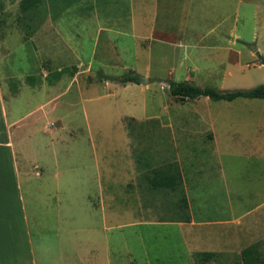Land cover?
I'll return each instance as SVG.
<instances>
[{"label": "rangeland", "instance_id": "1", "mask_svg": "<svg viewBox=\"0 0 264 264\" xmlns=\"http://www.w3.org/2000/svg\"><path fill=\"white\" fill-rule=\"evenodd\" d=\"M203 1L198 0L197 3L200 5ZM180 2L182 0H171V3H168L171 14L182 8ZM223 2L205 0L202 3L203 6L210 5V9L216 11L215 18L218 21L207 22L205 29L202 24L196 33L200 30L207 33L221 32L224 35L222 38L215 36L208 42V53L201 54L196 46L188 47L189 51L185 53L184 47L175 43L177 40L182 41L184 36L180 33L173 38L163 37L161 44L154 42L152 49L160 52L162 57L168 58V67H154L147 83L137 82L136 86L123 90V94L110 93L119 103L113 110L108 107L107 99L96 98L89 91L83 94V98L74 94L58 98L61 96V86H57L54 91L58 99L49 107L51 116L54 119L66 116L63 126L77 125L83 129L77 134H72L71 139L68 134H62L64 138L56 144L60 156H63L65 150L64 159L72 167L73 173H79L85 168L93 170L95 161H98L100 156L112 159L114 143L106 138L117 134H110L108 131H115L120 126L128 127V136L131 139L130 160H124L119 168L120 174L136 178L138 193L132 190L125 192L126 195L118 199L119 209L112 208L110 198L105 197L103 213L95 207L82 213H72L71 218L73 223H95L99 232L106 235L113 252H118L119 264L126 261L128 250L135 256V264H190L185 243L179 241L181 235L177 227L140 223L180 218L179 190L145 191L144 176L168 163H176L182 172L184 183L188 186L186 198L190 215L196 220H213L223 201L211 182L220 175V166L215 154V137L223 151L225 145L229 144L232 148H238L248 136L241 130L243 127L249 122H261L264 126V100L241 99L229 103L211 102L205 97H199L180 102L171 99L167 94L168 81L182 82L185 78L200 88L218 90L249 89L264 83V54L259 55L250 49V45H253L264 50V37H254L258 26L254 10L259 1L227 0L225 7ZM18 3L19 0H0V58H5L10 75L23 81L26 76H32L36 86L44 75L59 68L69 69L70 66L78 65L75 67L80 73L74 81V87L89 88L93 83H97V71L87 72V64L81 65V48L79 45H73L80 39V30H99V47L106 36L105 31L127 32L129 29L125 0L96 5L89 13L85 10L84 3L75 5L64 12V18H70L65 23L61 22L60 26L57 25L58 19L50 21L49 16L44 19L45 5L40 7L32 20L17 22L20 15ZM85 15H97V19H104L90 23L89 29H85L78 20ZM72 19L76 20L75 23ZM25 22L27 23L24 24ZM145 24L147 23H138L136 32L145 30ZM58 30L66 37L65 40H72V47L68 48L71 50H64L59 46L47 48L48 34L57 33ZM122 39L123 37H116V42L112 43L113 47L121 43ZM123 42L126 49H129L128 38H124ZM206 42L205 40L202 43ZM144 46L145 42H142L141 48L144 49ZM193 48H196V52H192ZM110 52L112 54H108L103 60L113 66L110 71L114 72L115 76L128 73L130 65L138 68L139 73H145L141 59L131 58L132 54H122L117 47ZM83 54L85 56L86 53ZM185 58L184 65H179L178 62ZM133 61L137 63L133 64ZM47 94V99L54 95ZM124 99L128 101L124 103ZM109 101H114L113 97H110ZM131 101L133 103L128 105ZM31 102L34 104L35 98L27 97L24 103L29 105ZM121 113L131 114L117 119ZM57 125L58 123L49 122L46 127L52 129ZM95 126L102 129L99 136L92 130ZM38 136L35 134V139ZM92 140L95 141L93 146L89 143ZM220 159L223 160L222 156ZM197 179L205 180L204 184L209 181L210 188L195 190ZM91 200L97 204L101 203V197H93ZM210 227L213 231H218L214 228L216 226ZM133 233L141 240H134ZM253 241L257 242L259 248L258 259L264 264V238L253 237L248 242ZM207 262L200 258L195 264ZM217 264H240V260L239 257H232L226 263Z\"/></svg>", "mask_w": 264, "mask_h": 264}, {"label": "crops", "instance_id": "2", "mask_svg": "<svg viewBox=\"0 0 264 264\" xmlns=\"http://www.w3.org/2000/svg\"><path fill=\"white\" fill-rule=\"evenodd\" d=\"M125 1L129 26L127 32L105 31L104 41L98 47L99 30L82 29L79 42L73 43L81 48L79 53L83 59L80 62L81 65L87 64L86 71H97V83H93L89 88L74 87V81L80 73L76 69L78 65L50 72L44 75L36 86L32 76H26L30 77L26 82V77L23 81L10 75L5 58H0V264H119L118 252H113L106 235L99 232L95 223H73L71 218L72 213H82L95 207L103 213L105 197L110 198L112 208L119 209L118 199L124 197L125 192L132 190L138 193L136 178L120 174L119 168L124 160H130L131 139L128 136V127L120 126L115 131H108L110 134H117L106 138L114 143L112 159L100 156L98 161H95L93 170L85 168L79 173H73L72 167L64 159L65 150L63 156H60L56 144L64 138L62 134L65 136L68 134L71 139L72 134H77L83 129L77 125L63 126L66 116L54 119L49 107L62 96L74 94L83 98L87 91L92 92L96 98L107 99L111 110L115 105L118 107L116 97L110 93L123 94V90L136 86L138 81L118 84L102 80L103 76L123 75L115 76V73L110 71L113 66L103 60L108 54H112L110 51L114 47L120 49L122 54H132L131 58L141 59L145 73H139L138 68L133 65H130L129 71L144 77L147 83L154 67L164 69L168 67L169 62L167 57H162L160 52L152 49L154 42L161 44L163 37L173 38L180 33L184 37L182 41L177 40L175 43L182 45L185 53L189 51L188 47L196 46L200 53L204 54L208 53V42L211 39L215 36L221 38L224 36L221 32H218L219 35L214 31L207 33L198 30V34L196 33L202 24V28L205 29L207 22L217 20L216 11L210 9V5H202L205 0H202L200 5L197 3L198 0H182L180 2L182 8L175 11L174 15L168 8L171 0ZM223 1L225 7L227 0ZM258 1L259 4L254 10L258 25L254 37L257 39L264 37V0ZM108 2L114 0H75L59 14L60 16L55 19L48 18L50 21L58 19L57 25L60 26L61 22L65 23L70 18V16L64 18V12L69 8L84 3V8L89 13L96 5ZM103 19L104 17L97 19V15H85L78 20L85 29H89L90 23ZM75 21L72 19V22ZM138 23H147L141 33L136 32ZM56 32L48 34L47 48L52 49L56 46L64 50L71 48L72 40H65L66 37L60 30ZM116 37L128 38L129 49H126L123 39L113 47L112 43L116 42L114 41ZM205 40L207 42L203 44ZM142 42H145L144 49L141 48ZM254 48L257 54H264V50L258 46ZM192 52H196V48H193ZM83 53H86L85 56ZM185 61L186 58L178 64L184 65ZM136 63L133 61V64ZM183 81H187V78ZM57 86L62 88L59 93L61 96L58 98L54 92ZM47 93L54 95L48 100L45 98ZM27 97L35 98V103L25 105ZM110 97H113L114 101L110 102ZM127 101L124 99V103ZM130 103L133 101L128 105ZM72 105L71 103V107ZM132 111L134 112L135 108ZM130 114H118L117 119ZM68 121L70 123V120ZM49 122L58 125L51 129L46 127ZM260 123L249 122L241 129L248 136L238 148H232L229 144L225 145L223 151L215 137V154L220 166V175L211 182L223 200L222 206L216 210L215 219L196 220L190 215L186 198L188 186L184 183L178 165L174 163L181 178V192L186 198L188 222H183L179 218L140 222L145 225L177 227L181 235L179 241L185 243L186 256L190 264H195L200 258L208 261L207 264L226 263L232 257H239L241 264V250L251 245H256L259 253L257 242L248 241L253 237L264 238V126ZM92 130L99 136L102 129L96 127ZM35 134L39 135L37 139ZM89 143L93 146L95 141ZM221 156L223 160L220 159ZM148 176L150 175L144 176L145 191H169L162 188L153 189L148 182ZM204 183L205 180L197 179L194 184L195 190L209 189V181ZM93 197H101V203H95L91 200ZM212 225L216 226L214 228L218 231H213L210 227ZM133 239L141 240L135 233ZM122 264H135V256L131 251H127L126 261Z\"/></svg>", "mask_w": 264, "mask_h": 264}, {"label": "trees", "instance_id": "3", "mask_svg": "<svg viewBox=\"0 0 264 264\" xmlns=\"http://www.w3.org/2000/svg\"><path fill=\"white\" fill-rule=\"evenodd\" d=\"M73 1L75 0H19L18 8L20 15L17 18V22H24V19L32 20L33 16L39 12L40 7L43 5L46 6L44 19L46 16H49L50 19H55L63 10L69 7ZM26 23L27 22L24 24ZM137 77L138 76L135 73L129 71L119 77L103 76L102 80L125 84L129 82L136 83ZM29 79L30 77H26V82H28ZM166 86L168 96L171 99L180 102L195 100L199 97H205L212 102H231L236 99L264 100V83L249 89L234 90L200 88L187 81H168ZM147 179L153 189L162 188L171 191L179 190V219L183 222H188L189 216L187 213L186 198L181 192V178L176 165L174 163H168L162 168L155 169L151 171L150 176H148ZM258 256L259 253L256 245L246 247L240 252L241 264H263L261 260L258 259Z\"/></svg>", "mask_w": 264, "mask_h": 264}, {"label": "water", "instance_id": "4", "mask_svg": "<svg viewBox=\"0 0 264 264\" xmlns=\"http://www.w3.org/2000/svg\"><path fill=\"white\" fill-rule=\"evenodd\" d=\"M250 49H251L252 52L255 51V48H254L253 45H250ZM137 81H138L139 83H145V82H146V80H145L144 77H139V76H138V78H137Z\"/></svg>", "mask_w": 264, "mask_h": 264}]
</instances>
